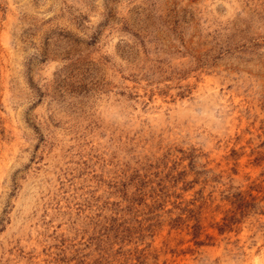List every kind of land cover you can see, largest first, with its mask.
I'll use <instances>...</instances> for the list:
<instances>
[{
  "label": "rangeland",
  "instance_id": "374dc122",
  "mask_svg": "<svg viewBox=\"0 0 264 264\" xmlns=\"http://www.w3.org/2000/svg\"><path fill=\"white\" fill-rule=\"evenodd\" d=\"M0 264H264V0H0Z\"/></svg>",
  "mask_w": 264,
  "mask_h": 264
}]
</instances>
